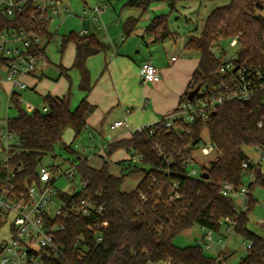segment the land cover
Returning a JSON list of instances; mask_svg holds the SVG:
<instances>
[{
    "label": "trees",
    "instance_id": "trees-1",
    "mask_svg": "<svg viewBox=\"0 0 264 264\" xmlns=\"http://www.w3.org/2000/svg\"><path fill=\"white\" fill-rule=\"evenodd\" d=\"M186 1L203 4L212 0H125L124 7L146 10L156 2H163L170 6L172 13L177 10L179 2ZM263 3V0H228L225 5L209 13L201 35L190 36L185 45L187 50L198 52L200 60L180 101L197 86L215 84L221 80L220 76L214 74L221 64V58L212 48L224 39L238 37L239 61L264 68ZM32 8L33 5H27L26 10L19 13V22L11 24L27 27ZM138 21L135 17L126 19L124 30L127 35L136 28ZM44 31L45 45L38 47L41 53H45V48L54 37L48 28ZM146 31L157 42L174 36L169 15L166 14L156 15ZM69 42L75 45L72 69L79 72V88L87 95L93 88L87 60L105 52L107 47L95 35L71 33L61 40L62 53ZM61 72L68 75V69L63 66ZM263 99L264 92H260L248 101L226 103L216 109L207 123H179L177 129L167 128L163 118L143 132L109 142L106 151L108 157L115 150L123 148L132 157L140 156L142 164L148 166V169L128 166L123 170L131 172L141 169L144 172L137 188L130 192L122 189L127 173L121 176L111 173L107 159L101 168H95L87 159L76 158L72 161L76 174L71 180L78 178L80 182H87V186L83 191L59 190L58 198L70 204L91 195L103 210L93 217L71 214L67 218L56 217L52 220L64 226L55 234L60 251L43 255V263L223 264L221 256L214 258L207 255L201 244L187 247L175 244L180 234L198 225L213 232H220L224 226H232L244 238V242H252L241 264H264V236L248 228L249 214L256 202L251 192L257 185L264 187V165L249 169L243 167V163L250 160L245 148L264 144V129L258 127V121L264 117ZM12 101L18 113L8 119V130L18 137L20 145L17 150L10 151L8 164L23 167L17 172L15 180L20 188H25L26 180L40 182L39 169L43 166V159L54 153L58 146L70 154L75 153L72 144L64 141V135L68 129H72L77 139L86 130L95 106L84 97L73 108L70 94L64 97L45 95L46 112L24 110L17 95L12 96ZM204 130L221 154L209 166L203 167L201 177L193 178L186 174L185 160L192 148L201 142ZM158 148L170 162L160 155ZM251 172L255 177L248 185V208L238 210L233 198L221 193V184L228 182L240 188ZM6 175L7 169L0 164V181ZM173 183L178 184L180 197L171 200ZM91 224L99 225L102 234L100 242L96 233L89 228Z\"/></svg>",
    "mask_w": 264,
    "mask_h": 264
},
{
    "label": "built area",
    "instance_id": "built-area-1",
    "mask_svg": "<svg viewBox=\"0 0 264 264\" xmlns=\"http://www.w3.org/2000/svg\"><path fill=\"white\" fill-rule=\"evenodd\" d=\"M33 5L29 16L27 27L14 26L11 23L19 22V13L26 10L27 5ZM62 11H68L63 0H0V87L2 83H7L11 87L10 105H14L12 96L17 95L19 102H22L19 92L28 88L26 77L36 73L41 69L42 64L46 61L45 53L39 52V48L45 45L44 30L50 23L58 17ZM105 7L100 0H96L95 5L90 13V18L95 21H102V15ZM103 25V24H102ZM86 29L78 32L79 36L87 34ZM264 38V36H263ZM231 47H237L234 54L228 55L221 45L212 48L217 56L221 58L219 68L214 72L215 76H220L221 80L215 84H201L199 91L192 99L188 95L181 100L177 108L164 117L167 128H176L179 123L195 125L197 122L207 123L219 106L233 101H248L260 92H264V68H257L239 61L238 37L230 38ZM218 52H220L218 54ZM172 60H176L173 57ZM140 77L143 83L159 82L162 79L160 69L149 60L140 69ZM264 104V99H263ZM39 108L28 104L27 110L33 112ZM43 112L47 111L44 105ZM5 126L0 127V143L2 150L5 152L4 159L0 164L7 169V175L0 181V231L7 224L9 226V238L0 239V264H44L42 256L57 254L60 246L55 241V234L63 230L61 223H55L56 217L67 218L74 214L81 217H93L102 213L103 207L99 205L91 195L83 196L78 202L70 204L65 203L58 198L60 189L56 187V181L60 177V166H41L39 169L40 182L29 180L25 181V188H20L15 180L17 172L22 170V166L11 167L8 162L11 159V150H17L20 141L18 137L8 130V119L5 120ZM150 125L142 126L136 129L130 127L127 119L118 120L110 124V129L115 130L121 127L129 128L131 134L143 132ZM258 127L264 129V117L258 121ZM207 133L204 130L201 134ZM157 146H155L156 148ZM200 149L201 154L211 156L215 160L220 154L216 146L210 140L205 144L201 142L192 148L191 154L185 160L187 176L197 178L203 174V167L209 166L208 163L201 164V170L196 168L197 160L193 152ZM253 149L258 153L257 160L245 161L243 167H257L264 165V144L256 145ZM160 155L167 162L171 160L158 148ZM134 155L130 161L136 163L141 161V157ZM76 174V166L68 167L64 175L72 179ZM253 172L249 174L250 181L254 179ZM83 191L87 182H81ZM221 193L224 196L232 197L242 194L246 197L243 210L248 208L249 189L243 185L236 187L231 183L224 182L221 184ZM142 198L144 197L141 195ZM180 197L178 184L173 183L170 193V199ZM59 200L61 205L56 208V214L51 215L46 206L49 203ZM264 226V220L261 221ZM89 228L96 233L97 241L102 240V234L99 231L98 224H91ZM233 229L232 226L227 227ZM203 237L207 249H211V242H214L213 231H209ZM224 239H220L221 243ZM247 249L252 246L251 241H245ZM224 247V245H222ZM160 264V263H154ZM169 264V262H167Z\"/></svg>",
    "mask_w": 264,
    "mask_h": 264
},
{
    "label": "rangeland",
    "instance_id": "rangeland-1",
    "mask_svg": "<svg viewBox=\"0 0 264 264\" xmlns=\"http://www.w3.org/2000/svg\"><path fill=\"white\" fill-rule=\"evenodd\" d=\"M88 5L92 6L96 0H85ZM264 1V0H263ZM101 4L105 7V13L103 15V19L107 25L106 28H99V24L95 22V20H89L86 23V27L89 30V35L95 33V36L103 43H105L107 49L106 54L109 58L113 50V43L117 45L118 48L121 49L123 43L121 39V35L124 34L126 36L124 25L125 21L130 16H135L139 19L138 27H145L151 22V19L155 15L166 14L169 15V25L179 31L181 34L186 32L190 27L195 28L194 34L196 36H200L202 29L204 27L205 20L209 13L216 7L225 5L228 0H212L206 1L203 5H200L199 1H186L179 2L177 4V10L170 13V8L167 3L156 2L152 4L146 10L136 8V7H124L125 0H100ZM67 4L70 7L71 12H75L77 14L82 13L83 5L85 4L83 0H67ZM264 5V3H263ZM68 11L67 19L64 25L59 30L58 34L54 37V39L48 44L47 52L50 59V63L52 64L44 73V76L37 80V86L35 89L27 88L26 90H22L20 92L22 99V108L26 111L28 104H32L34 107L42 109L44 106V95L45 94H70L71 103L74 107H77L82 98V93L79 88V73L75 69H71L69 75H60V64L68 65V67L72 66L74 55H75V45L73 42H69L62 53L61 51V40L64 36H68L71 33H78L81 31L82 27L79 19L77 17L71 15V12ZM264 14V10L262 11ZM189 27V28H187ZM129 38V37H128ZM221 47L227 51L228 55H232L236 52L237 47H231L230 39H224L220 43ZM137 49H133L132 53L129 55H133L130 58L131 62L134 63L135 55L137 54ZM188 52V53H187ZM190 52V53H189ZM220 52H218L219 54ZM176 59L181 60L182 62L185 59H189L190 61L196 62L199 58V53L196 51H187L182 49L179 51L178 49L172 53ZM104 53H101L100 56H103ZM102 58L103 57H99ZM107 58V62L109 64V59ZM141 61L142 58H139ZM133 65V64H131ZM98 72L95 76V79L99 78L103 69ZM32 83L35 80L31 81ZM142 86L141 82L133 83L130 79L128 84L127 82L121 86L123 92L125 93H140V87ZM144 87V86H142ZM10 97H11V87L7 83H2L0 87V127L5 126V120L14 117L18 113V109L14 105H10ZM147 98L150 99V96L146 95ZM99 131V130H98ZM119 133V130H108L104 129V134L106 135H114L116 136ZM99 135V134H97ZM98 137V136H97ZM74 137V131L72 129H68L64 135V140L67 144H70ZM86 139V132L84 131L77 139L73 142V148L78 149L79 143ZM104 140H106L104 138ZM209 140L208 133L203 134L202 143L205 144L206 141ZM82 141V142H83ZM91 153L93 150H89ZM107 151V150H106ZM106 151L101 155L92 156L89 155V162L91 166L101 168L108 159L109 170L116 176H121L124 173H127L123 184L122 189L125 191H133L137 188L140 180L142 179L144 172L143 170H133L131 172L123 171L129 165L133 169L135 166L140 168H147L148 166L142 164L141 161L136 163H132L130 159L132 158V154L130 153V159L125 161L123 165L119 163V160L124 158L129 153L123 149H117L113 152V154L108 157ZM246 154L252 159L257 160L259 158L258 153L252 148H245ZM195 159L197 160L196 168L198 171L201 170L202 163H208L212 160L211 156H205L201 154L200 149H196L193 152ZM5 152L2 150V145L0 143V160L4 159ZM137 158V156H135ZM76 159V155H72L68 153L63 147L58 146L56 151L52 154H48L43 159L44 166H53L56 164L60 166V177L56 181V187L60 190L72 192L74 190L80 191L82 184L78 178L74 181L66 178L64 175L65 170L71 165V162ZM123 166V167H122ZM123 168V169H122ZM245 187L249 189L248 185L250 182L249 176L245 177ZM252 195L255 198L256 202L253 209L249 214V222L248 228L260 235L264 236V226L261 224V221L264 220V187L261 185H257L252 190ZM246 197L242 194H237L233 196L234 204L238 210H242L245 204ZM61 203L59 200H55V202L49 203L46 206V210L51 214L55 215L56 208L60 206ZM10 223L0 231V239H8V229ZM209 230H206L200 226H194L193 228L183 232L180 234L176 240L175 244L180 247H187L191 245L201 244L205 253L211 257L217 258L221 256V260L223 264H241V259L247 255V245L244 242V238L237 234L233 229H228L224 226L220 232H213L214 242H211V249H207L204 242H202L203 237L206 234H209ZM220 239H224L221 243H219ZM224 245V247L222 246ZM160 264H167V262H162Z\"/></svg>",
    "mask_w": 264,
    "mask_h": 264
},
{
    "label": "crops",
    "instance_id": "crops-1",
    "mask_svg": "<svg viewBox=\"0 0 264 264\" xmlns=\"http://www.w3.org/2000/svg\"><path fill=\"white\" fill-rule=\"evenodd\" d=\"M63 2L68 8V11H70L67 0H63ZM84 3L81 14L70 12L71 15L79 19L81 26H83L82 29L88 31L85 35L87 36L89 35V30L85 25L89 20H92L90 18V13L96 2L92 6L88 5L86 1H84ZM68 11H62L61 14L50 23L48 31L53 33L54 37L64 25ZM103 15V23L100 21L95 22L99 24L98 27L100 29H107ZM146 27L147 25L145 27L136 26L129 35L126 34L125 36L122 34L121 39L123 45L121 49L113 43L114 52L111 55L115 54L117 56H110L108 58L106 52H101L104 53L103 56H100L101 53H99L88 58L87 66L91 72L93 88L87 95L83 91H81V93L82 98L87 97L88 101L95 106V110L89 116L87 121L88 124L85 130L86 139L79 143V148L75 149V153L72 154L76 155V158L81 157L87 159L89 162V155H101L107 150L109 142L116 139L130 137L131 133L127 127L115 129L119 130V133L116 136L104 134V129L111 130L109 126L115 121L127 119L130 127L136 129L162 120L177 108L181 96L187 91L200 58H198L196 62L190 61L189 59H185L183 62L181 60L179 61V59L173 61L172 58L175 56L172 53L177 49L179 51H182V49L187 50L185 48L186 42L190 36L194 35L195 28L187 27L189 29L181 34L170 26L174 36H170L164 41L157 42L154 40L153 35L147 33ZM92 35H95V33H92ZM134 48L137 49V54L135 55L136 60L134 59V63H132L130 58H132L133 55H129V53H132ZM99 57H103V59ZM46 58L47 59L42 64L40 70L26 77L28 88L35 89L38 83L37 80H40L44 76L45 71L52 65L48 56L47 47ZM107 58L109 59V64ZM139 58H142V60L140 61ZM149 60H153L154 64L161 71L162 79L159 82L143 83L141 80L140 69ZM61 66L68 69L69 75L72 66L68 67V65L60 64V75H63L61 72ZM103 66L105 67L100 77L95 79V76L100 72ZM130 79L133 83H142V86L144 87H140L141 94L123 92L121 86L126 82L128 84ZM32 80H35V82L32 83ZM146 95L150 96V99L147 98ZM53 96L64 97L66 94H57ZM72 107L75 108L73 105ZM104 138L106 140H104ZM75 140L76 139L70 144H73ZM89 150H93V152L91 153ZM128 153V155L119 160L121 165L130 159V152ZM72 164L73 162H71L70 166H72ZM123 190L125 191V189Z\"/></svg>",
    "mask_w": 264,
    "mask_h": 264
},
{
    "label": "water",
    "instance_id": "water-1",
    "mask_svg": "<svg viewBox=\"0 0 264 264\" xmlns=\"http://www.w3.org/2000/svg\"><path fill=\"white\" fill-rule=\"evenodd\" d=\"M199 89H200V85L197 86L195 89L189 91L188 92V98L192 99L195 96V94L199 91Z\"/></svg>",
    "mask_w": 264,
    "mask_h": 264
}]
</instances>
